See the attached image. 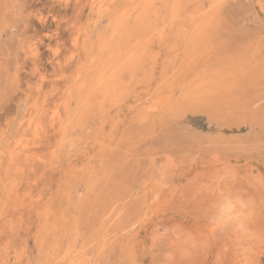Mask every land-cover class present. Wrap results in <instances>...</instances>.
Segmentation results:
<instances>
[{
	"label": "rangeland",
	"instance_id": "obj_1",
	"mask_svg": "<svg viewBox=\"0 0 264 264\" xmlns=\"http://www.w3.org/2000/svg\"><path fill=\"white\" fill-rule=\"evenodd\" d=\"M0 264H264V0H0Z\"/></svg>",
	"mask_w": 264,
	"mask_h": 264
},
{
	"label": "bare ground",
	"instance_id": "obj_2",
	"mask_svg": "<svg viewBox=\"0 0 264 264\" xmlns=\"http://www.w3.org/2000/svg\"><path fill=\"white\" fill-rule=\"evenodd\" d=\"M128 65V64H127ZM91 105V104H90ZM136 193V192H135Z\"/></svg>",
	"mask_w": 264,
	"mask_h": 264
}]
</instances>
